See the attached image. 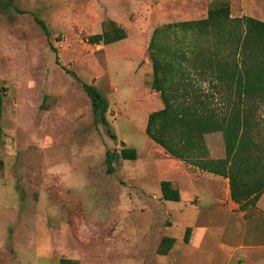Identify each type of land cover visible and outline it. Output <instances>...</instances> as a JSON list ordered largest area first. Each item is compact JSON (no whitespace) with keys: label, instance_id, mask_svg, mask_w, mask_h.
<instances>
[{"label":"rangeland","instance_id":"374dc122","mask_svg":"<svg viewBox=\"0 0 264 264\" xmlns=\"http://www.w3.org/2000/svg\"><path fill=\"white\" fill-rule=\"evenodd\" d=\"M223 1L232 16L264 20V0H17L24 12L14 21L0 14V264L68 256L77 264H176L174 253L162 263L157 248L164 235L180 246L192 216L161 195V181L179 177L183 163L146 133L149 114L164 106L147 46L141 62L117 52L107 60L109 47L86 38L112 12L148 37ZM83 83L108 101L106 123ZM258 120L264 126V109ZM206 141L212 157L225 155L221 132ZM123 145L137 159L122 158ZM108 151L119 153L113 172Z\"/></svg>","mask_w":264,"mask_h":264},{"label":"trees","instance_id":"16d2710c","mask_svg":"<svg viewBox=\"0 0 264 264\" xmlns=\"http://www.w3.org/2000/svg\"><path fill=\"white\" fill-rule=\"evenodd\" d=\"M23 12L17 0H0V14L9 21ZM36 21L47 28L42 19ZM127 35L123 25L106 17L102 31L87 40L110 44ZM148 52L152 88L164 103L148 116V136L174 158L228 178L231 198L242 209L256 205L264 193V126L258 120L264 109V20L232 16L230 3L223 1L209 8L204 18L157 26ZM57 63L61 64L58 57ZM82 87L92 100L96 120L106 123L109 106L102 92L90 83ZM6 89L0 87V120ZM216 132L222 133L225 149L218 158L211 156L206 141L207 134ZM118 155L107 152L109 172L114 171ZM120 156L137 159L138 151L123 145ZM160 187L164 200H181L171 180H162ZM191 230L186 228L184 242L189 241ZM175 243L176 237L164 235L157 255H169ZM59 264L76 262L62 257Z\"/></svg>","mask_w":264,"mask_h":264},{"label":"crops","instance_id":"0c3cea01","mask_svg":"<svg viewBox=\"0 0 264 264\" xmlns=\"http://www.w3.org/2000/svg\"><path fill=\"white\" fill-rule=\"evenodd\" d=\"M109 17L123 25L128 35L125 39L110 44H96L109 47L107 60L112 52L123 53V58L127 59L134 57L140 62L145 60L144 48L147 46L148 49L152 34L147 37L142 32L130 30L128 22L113 12ZM101 31L102 27L93 34ZM86 41L88 42L87 38ZM167 155L171 157L170 154ZM177 160L183 163L177 171L180 176L168 180L180 190L181 200L177 202H182L183 210L191 213L188 227L192 230L189 241L181 240L178 247L179 238L176 237L172 252L159 256L160 261H168L174 253L176 264H264V193L256 205L242 209L240 204L231 198L228 178L201 170L191 164L188 167L185 161ZM196 195L197 203L194 200ZM217 242L225 243L227 247L221 249L224 251L222 255L218 254L220 246L216 245ZM67 258L76 262L75 257Z\"/></svg>","mask_w":264,"mask_h":264}]
</instances>
